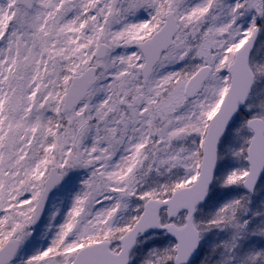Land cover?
<instances>
[{
    "label": "snow or ice",
    "instance_id": "6c2138e0",
    "mask_svg": "<svg viewBox=\"0 0 264 264\" xmlns=\"http://www.w3.org/2000/svg\"><path fill=\"white\" fill-rule=\"evenodd\" d=\"M0 264H264V0H0Z\"/></svg>",
    "mask_w": 264,
    "mask_h": 264
}]
</instances>
